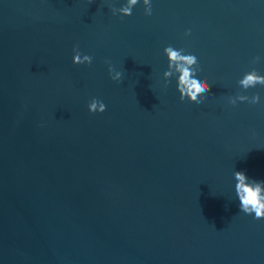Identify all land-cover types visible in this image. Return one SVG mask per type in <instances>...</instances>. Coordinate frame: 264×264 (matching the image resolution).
Here are the masks:
<instances>
[{"label": "water", "instance_id": "95a60500", "mask_svg": "<svg viewBox=\"0 0 264 264\" xmlns=\"http://www.w3.org/2000/svg\"><path fill=\"white\" fill-rule=\"evenodd\" d=\"M109 4L0 0V264H264L234 177L264 195V85L239 83L264 76V0Z\"/></svg>", "mask_w": 264, "mask_h": 264}, {"label": "clouds", "instance_id": "9594fccd", "mask_svg": "<svg viewBox=\"0 0 264 264\" xmlns=\"http://www.w3.org/2000/svg\"><path fill=\"white\" fill-rule=\"evenodd\" d=\"M138 3V0H126V4L115 7L109 4L110 11L113 15H131V10L134 5ZM144 13L145 15H151V4L150 0H143ZM170 61H183V64H178L177 67L180 71L177 83V91L181 101L187 97L190 101L201 103L204 99H199L202 93L208 92L209 84L205 79L197 76L193 77L191 69L188 67L196 62L197 57L195 55H182V50L174 49L168 46L164 49ZM72 62L74 64H91L92 57L87 54H81L78 46H73ZM259 57H255L254 60H259ZM108 72L109 76L114 81H120L122 73L114 70L109 61ZM168 75V73H166ZM244 87H254L257 84L264 85V76L257 74V71L246 73L244 77L239 81ZM239 99L244 100L245 97L240 96ZM254 101H259V95L254 94ZM235 103V101H233ZM89 112H103L106 109V105L96 98H92L87 105ZM236 179V191L239 197V209L245 214L254 213V219L264 218V195L261 194L260 182H253L251 184L245 183L247 177L243 171H237L234 173Z\"/></svg>", "mask_w": 264, "mask_h": 264}]
</instances>
